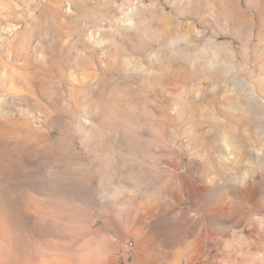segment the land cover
Instances as JSON below:
<instances>
[{
    "label": "rangeland",
    "instance_id": "rangeland-1",
    "mask_svg": "<svg viewBox=\"0 0 264 264\" xmlns=\"http://www.w3.org/2000/svg\"><path fill=\"white\" fill-rule=\"evenodd\" d=\"M0 18V264H264V0Z\"/></svg>",
    "mask_w": 264,
    "mask_h": 264
},
{
    "label": "bare ground",
    "instance_id": "bare-ground-1",
    "mask_svg": "<svg viewBox=\"0 0 264 264\" xmlns=\"http://www.w3.org/2000/svg\"><path fill=\"white\" fill-rule=\"evenodd\" d=\"M71 11V9H70ZM17 31V24L3 22L0 18V47H8V43L12 40L14 33Z\"/></svg>",
    "mask_w": 264,
    "mask_h": 264
},
{
    "label": "clouds",
    "instance_id": "clouds-1",
    "mask_svg": "<svg viewBox=\"0 0 264 264\" xmlns=\"http://www.w3.org/2000/svg\"><path fill=\"white\" fill-rule=\"evenodd\" d=\"M8 237H7V233L5 232V240L7 241Z\"/></svg>",
    "mask_w": 264,
    "mask_h": 264
},
{
    "label": "built area",
    "instance_id": "built-area-1",
    "mask_svg": "<svg viewBox=\"0 0 264 264\" xmlns=\"http://www.w3.org/2000/svg\"><path fill=\"white\" fill-rule=\"evenodd\" d=\"M70 9H71V7H70V6H68V7H67V10H68V11H70Z\"/></svg>",
    "mask_w": 264,
    "mask_h": 264
}]
</instances>
